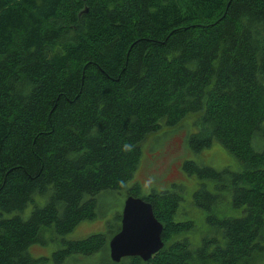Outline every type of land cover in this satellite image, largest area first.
I'll return each mask as SVG.
<instances>
[{
  "label": "trees",
  "instance_id": "16d2710c",
  "mask_svg": "<svg viewBox=\"0 0 264 264\" xmlns=\"http://www.w3.org/2000/svg\"><path fill=\"white\" fill-rule=\"evenodd\" d=\"M195 112L188 147L216 141L238 162L183 161L205 180L191 197L205 211L198 239L182 197L151 191L141 198L163 245L149 259L111 261L102 233L28 254L42 230L93 219L95 197L123 187L144 138ZM102 248L108 264H264V0H0V264Z\"/></svg>",
  "mask_w": 264,
  "mask_h": 264
},
{
  "label": "rangeland",
  "instance_id": "374dc122",
  "mask_svg": "<svg viewBox=\"0 0 264 264\" xmlns=\"http://www.w3.org/2000/svg\"><path fill=\"white\" fill-rule=\"evenodd\" d=\"M198 117L199 112L186 114L174 126L161 125L157 131L149 133L140 143L137 165L123 187L119 190L105 191L95 197V217L79 222L72 231L61 236L49 229L42 230L41 237L36 243L28 246V254L34 258L48 257L51 252L61 247L60 239H81L92 233L104 234L106 242L116 228H112L109 232L107 225L112 223L115 214H120L125 192L133 184L138 186L140 197L151 191L177 192L182 197L180 205L185 213L183 217L195 221L197 228L193 237L194 240L198 239L201 232L206 229L205 211L193 207L191 197L198 183L205 180L186 174L181 167L183 161L191 160L198 165L210 166L215 170L227 168L229 171H236L238 168L237 160L226 153L216 141H212L208 147L198 152L188 147L186 140L191 133L198 130L196 124ZM219 191L221 194L224 193L223 189ZM225 200H220V205L225 204ZM38 204L41 205L42 202L39 201ZM32 206L29 203L23 209V218L28 216ZM228 214L235 215V212L229 210ZM102 249L90 256L67 257L59 264H108L107 250Z\"/></svg>",
  "mask_w": 264,
  "mask_h": 264
},
{
  "label": "water",
  "instance_id": "95a60500",
  "mask_svg": "<svg viewBox=\"0 0 264 264\" xmlns=\"http://www.w3.org/2000/svg\"><path fill=\"white\" fill-rule=\"evenodd\" d=\"M161 229L148 202L141 197L126 196L120 212L119 229L107 242L109 259L113 262L127 256H138L143 261L149 259L163 245Z\"/></svg>",
  "mask_w": 264,
  "mask_h": 264
},
{
  "label": "clouds",
  "instance_id": "9594fccd",
  "mask_svg": "<svg viewBox=\"0 0 264 264\" xmlns=\"http://www.w3.org/2000/svg\"><path fill=\"white\" fill-rule=\"evenodd\" d=\"M125 149H126V150H131V146H129V145H125Z\"/></svg>",
  "mask_w": 264,
  "mask_h": 264
}]
</instances>
